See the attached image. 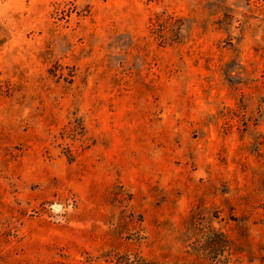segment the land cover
<instances>
[{"label":"rangeland","instance_id":"1","mask_svg":"<svg viewBox=\"0 0 264 264\" xmlns=\"http://www.w3.org/2000/svg\"><path fill=\"white\" fill-rule=\"evenodd\" d=\"M0 264H264V0H0Z\"/></svg>","mask_w":264,"mask_h":264}]
</instances>
